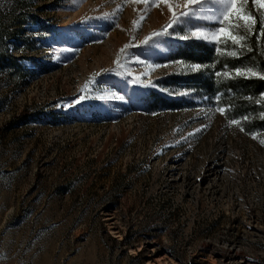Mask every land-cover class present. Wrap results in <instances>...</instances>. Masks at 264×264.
I'll return each mask as SVG.
<instances>
[{"label":"rangeland","instance_id":"1","mask_svg":"<svg viewBox=\"0 0 264 264\" xmlns=\"http://www.w3.org/2000/svg\"><path fill=\"white\" fill-rule=\"evenodd\" d=\"M228 7L0 0V264H264V85L182 56Z\"/></svg>","mask_w":264,"mask_h":264},{"label":"trees","instance_id":"2","mask_svg":"<svg viewBox=\"0 0 264 264\" xmlns=\"http://www.w3.org/2000/svg\"><path fill=\"white\" fill-rule=\"evenodd\" d=\"M241 9L243 14L252 17L251 29L240 23H229L230 20L221 23V27L229 29L237 37L236 40L222 36L210 47L202 42L195 43L196 54L182 50L185 59L199 62L206 70V78L201 82L204 88L210 94L222 91L220 103L228 102L238 112L256 108L257 96L264 85L262 12L253 0H245ZM228 90L233 92L229 98Z\"/></svg>","mask_w":264,"mask_h":264},{"label":"snow or ice","instance_id":"3","mask_svg":"<svg viewBox=\"0 0 264 264\" xmlns=\"http://www.w3.org/2000/svg\"><path fill=\"white\" fill-rule=\"evenodd\" d=\"M168 2H169V0H164V3H168ZM197 2H198V0H185V8H187V6L189 4H194V3H197ZM228 2H229V7H228L227 11L224 13L223 21H221V23L230 20L233 17L234 14L237 15V16H239V18H241L243 20H246V21H249V20L252 19V17H250L248 15H244L241 12V10L237 7L238 0H228ZM253 2L254 3H259L262 7H264V0H253ZM185 14H188V13L187 12H184L181 15H185ZM176 15H177V13L174 12L173 13V19L176 18ZM160 34H162V33H159L158 34V33H155L154 32L152 35L153 36H156V35H160ZM222 36L223 37H229L232 40H236L237 39V37L235 35H233L230 32L229 29H227L225 27H219V28H217V31H216V33L213 34L212 39L213 40H218ZM180 38L181 39H186L184 37H180ZM236 71H237L238 74L240 73V70L239 69H237ZM254 75H256V74H254ZM261 95H264V93H261ZM83 98L84 97H80V99H83ZM77 102H79V101H77ZM221 111H223V109H221Z\"/></svg>","mask_w":264,"mask_h":264}]
</instances>
